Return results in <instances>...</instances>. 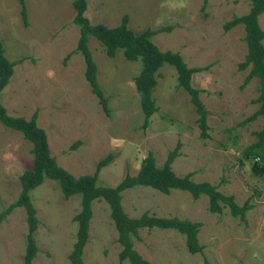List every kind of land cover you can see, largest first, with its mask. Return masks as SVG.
Wrapping results in <instances>:
<instances>
[{
    "label": "rangeland",
    "instance_id": "obj_1",
    "mask_svg": "<svg viewBox=\"0 0 264 264\" xmlns=\"http://www.w3.org/2000/svg\"><path fill=\"white\" fill-rule=\"evenodd\" d=\"M19 7L18 0H0V40L7 58L16 61L0 90V102L11 115L35 112L58 165L74 175L90 173L100 157L112 152L96 183L113 185L125 172L134 173L148 150L159 165L179 141L171 162L176 173L190 171L194 180H207L238 204L248 199L251 205L242 220L226 206L221 212L209 211L204 193L193 198L179 188L163 193L147 185L127 187L121 191V204L130 216L147 210L201 222L200 252L187 250L182 233L155 226L140 227L132 236L137 252L153 264H264V159L243 153L256 140L252 130L261 127L263 117L237 124L257 107L252 99L258 82L252 77L241 85L248 70L237 68L246 49L243 24L222 27L232 15L246 12L249 0H86L84 15L90 22L112 25L127 13V24L135 30L171 25L150 38L160 49L177 51L188 66L199 67L190 83L200 88L207 110L205 137L199 135L194 106L176 84L171 65L158 68L152 91L157 110L143 127L132 79L139 59H125L120 50L109 57L89 35L97 80L107 97L105 114L84 78L82 55L74 50L78 28L71 21V0H25L26 24ZM257 19L264 30V10ZM75 139L80 143L69 148ZM30 147L20 131L0 122V210L19 192L18 175L32 162ZM253 160L258 173L251 169ZM29 194L38 220L33 232L37 251L30 264H71L67 254L75 238L72 215L80 206L79 193L66 197L56 180L44 178ZM91 209L83 262L118 264L120 245L108 205L93 199ZM25 232L24 208L14 206L0 221V264H21ZM120 264L130 263L123 259Z\"/></svg>",
    "mask_w": 264,
    "mask_h": 264
},
{
    "label": "trees",
    "instance_id": "obj_2",
    "mask_svg": "<svg viewBox=\"0 0 264 264\" xmlns=\"http://www.w3.org/2000/svg\"><path fill=\"white\" fill-rule=\"evenodd\" d=\"M19 12L26 24L25 0H18ZM74 14L71 21L77 25L78 35L74 50L82 55L84 62L83 75L92 93L97 97L100 108L105 114L109 113L107 97L103 94L97 80V67L87 45L88 36L92 35L102 46L104 53L112 57L120 50L123 57L129 60L139 59L140 68L133 76L135 93L140 110L143 114L142 126L148 123L149 116L157 110L152 91L156 84L158 68L163 64L171 65L176 72V84L185 89L189 100L194 106L197 114L196 121L199 127V135H208L206 122L207 110L199 97L200 88L190 83L191 74L199 67L188 66L177 51L160 49L150 38L158 31H169L170 24L156 27L146 26L135 30L128 26V15L123 13L117 23L108 25L104 22H90L84 15L86 0H71ZM264 10V0H249V8L239 15H232L226 20L222 27L228 29L231 26L242 23L244 29L243 40L245 42V53L243 58L237 62L238 69L248 67L241 85L255 77L257 79V94L252 99L257 107L247 116L237 122L244 124L260 115L263 123L259 129L252 130L256 140L245 146L244 155L250 153L252 156L264 159V30L258 23L257 16ZM68 56L64 54L63 61ZM16 61L9 60L4 54V47L0 40V90L8 81ZM36 114L32 112L29 117L11 115L6 112L0 102V122L7 127L20 131L24 138L31 142L32 153L31 166L25 168L18 175L19 192L14 200L9 202L0 210V221L14 206H22L25 211L26 232L25 245L21 264H30L31 259L37 251L33 232L37 226L35 208L31 202L29 191L38 185L44 178L56 180L60 191L64 196L79 193V209L72 215L76 222L75 238L67 257L71 264H85L82 259V249L88 237V225L91 217V202L93 199H103L109 208V216L116 230V240L120 245L117 252L118 264L127 259L130 264H153L141 256L133 247L132 236L137 235L140 227L173 228L184 235V243L189 252H200L202 245L198 242L197 231L201 224L199 220L178 217L176 215H156L143 210L139 215H128L121 204V191L133 185H147L163 193H168L171 188L187 190L193 198L204 193L207 196V209L211 212H221L226 206L228 212L244 220L245 211L250 208L248 199L238 204L232 194H224L216 188L215 184L207 180H194L191 172L183 174L176 173L171 162L178 154L179 141L166 152L161 164H156L152 151L148 150L141 158L134 173L125 172L124 175L113 185L97 184L96 178L99 169L106 165L113 157L112 152H107L100 157L92 172L74 175L64 167L58 165L50 154L46 134L42 127L36 124ZM79 139L73 140L69 148L76 147ZM253 172H259L257 161L251 164Z\"/></svg>",
    "mask_w": 264,
    "mask_h": 264
}]
</instances>
